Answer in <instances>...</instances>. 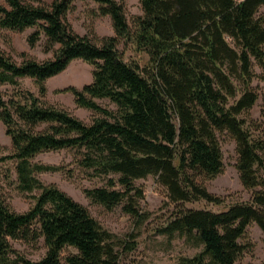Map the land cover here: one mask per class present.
I'll return each mask as SVG.
<instances>
[{"label": "trees", "instance_id": "1", "mask_svg": "<svg viewBox=\"0 0 264 264\" xmlns=\"http://www.w3.org/2000/svg\"><path fill=\"white\" fill-rule=\"evenodd\" d=\"M91 1L98 15L110 18L112 36L77 34L66 19L73 0H0V29H35L30 47L41 36L46 50L58 45L45 61L21 53L17 63L0 51V86L12 88L8 98L0 91V122L12 147L0 156V264H119V239L82 204L40 181L39 174L61 168L34 162L38 155L75 151L80 168L107 179L106 187L85 190L86 198L135 217L143 191L134 182L147 177L156 178L174 204L220 205L199 179L223 172L221 134L236 144L235 168L250 200L222 211L181 210L164 232L202 247L176 264H236L247 250L248 226L256 224L264 236V110L257 120L250 115L260 98L253 83L264 85V0H139L142 15L133 28L123 3ZM122 42L149 56L146 75L123 59ZM73 60L92 68L91 83L58 92L92 111L90 124L44 100L46 82ZM24 79L37 95L22 89ZM8 162L12 169L3 167ZM4 188L31 195L33 205L16 212ZM40 240L45 253L38 260L14 247ZM66 248L75 253L62 256Z\"/></svg>", "mask_w": 264, "mask_h": 264}, {"label": "rangeland", "instance_id": "2", "mask_svg": "<svg viewBox=\"0 0 264 264\" xmlns=\"http://www.w3.org/2000/svg\"><path fill=\"white\" fill-rule=\"evenodd\" d=\"M50 2V0H44ZM123 3L128 24L133 28L136 17L142 15L139 0H116ZM98 5L91 0H73V8L67 14V21L73 30L91 40L113 35V29L108 16L98 15ZM260 12L264 15V8ZM35 29H26L22 32L0 29V51L10 55L14 61L20 63L21 53L37 61L52 59L58 45L52 50H46V39L41 36L40 41L30 47L28 37ZM118 50L123 59L137 65L143 75L150 68L149 56L145 52L137 51L130 43H120ZM92 68L81 60H73L59 75L46 82L47 94L44 100L52 105L61 107L86 124H90L96 116L92 111L76 106L74 97L69 92H58L67 87L82 88L91 83ZM258 86L260 98L250 111L252 119H259L260 112L264 110V85L254 81ZM22 89L37 95V89L32 80L24 79ZM0 91L8 98L12 88L0 86ZM101 107L111 110L115 106L108 100L96 101ZM221 151L223 154L224 169L221 174L213 179H199V182L213 195L222 199L220 205H211L203 201L174 204L167 197L166 190L160 186L157 179L147 177L134 182V185L143 191V199L139 200L138 215L133 217L122 211L121 206L113 210L92 204L85 196V190L106 187L104 178L92 176L91 171L80 168L76 163L75 151L61 150L47 152L35 157L34 162L54 165L61 168L57 172H46L38 175L44 184H54L76 202L86 207L90 214L99 221L102 227L113 233L119 244V264H176L180 258H192L202 251L177 234L168 235L164 232L167 224L181 210L209 209L213 211L225 210L228 206L248 202L251 190H245L239 180L235 165L238 159L236 144L226 134L220 137ZM12 151L10 139L5 134L4 126L0 122V156L8 155ZM13 168V163L8 162L3 167ZM116 179L117 176H110ZM119 189V187H116ZM5 196L11 208L16 212H25L33 205L31 195L20 194L4 188ZM35 195L38 192L34 193ZM242 242L247 245V250L236 264H263L264 263V236L258 226L251 223ZM14 247L31 260H38L45 253L43 241L36 246L15 243ZM73 248H66L62 256L74 254Z\"/></svg>", "mask_w": 264, "mask_h": 264}]
</instances>
